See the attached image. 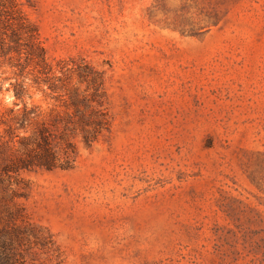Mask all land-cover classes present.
Segmentation results:
<instances>
[{
    "label": "rangeland",
    "instance_id": "obj_1",
    "mask_svg": "<svg viewBox=\"0 0 264 264\" xmlns=\"http://www.w3.org/2000/svg\"><path fill=\"white\" fill-rule=\"evenodd\" d=\"M17 1L57 74L102 72L111 121L72 167L0 189L38 237L21 264H264V0ZM36 74L1 63L0 118L22 79L64 111Z\"/></svg>",
    "mask_w": 264,
    "mask_h": 264
},
{
    "label": "trees",
    "instance_id": "obj_2",
    "mask_svg": "<svg viewBox=\"0 0 264 264\" xmlns=\"http://www.w3.org/2000/svg\"><path fill=\"white\" fill-rule=\"evenodd\" d=\"M3 62L21 71L34 65L38 74L33 83L47 87L64 109L44 117L24 99L25 80L12 84L14 106L0 118V189L11 190L14 197L17 190L12 186L23 182V171L72 167L78 155L77 138L91 145L111 121L104 107L102 72L88 62L62 59L57 74L38 25L17 0H0V66ZM75 80L77 85L72 84ZM13 206L0 200V264L23 263L19 244L34 232L23 208Z\"/></svg>",
    "mask_w": 264,
    "mask_h": 264
}]
</instances>
